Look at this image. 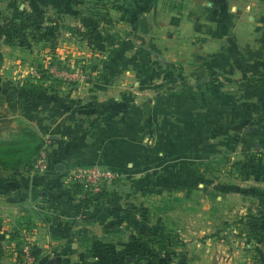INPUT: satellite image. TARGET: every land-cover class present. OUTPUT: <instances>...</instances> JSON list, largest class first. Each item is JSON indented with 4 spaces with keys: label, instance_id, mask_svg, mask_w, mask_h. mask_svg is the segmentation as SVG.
<instances>
[{
    "label": "rangeland",
    "instance_id": "1",
    "mask_svg": "<svg viewBox=\"0 0 264 264\" xmlns=\"http://www.w3.org/2000/svg\"><path fill=\"white\" fill-rule=\"evenodd\" d=\"M133 1L142 12L154 13L153 17L147 16L144 25L136 27L134 40L130 42L147 47L150 54L143 57L138 49L133 51L127 45L117 50L118 56H128L127 61L117 64L134 68L136 72L131 79L138 86L110 109L115 114L111 119L118 121L116 126L131 132L134 129V137L130 139H134L135 175L128 176L129 179L119 176L109 186L120 189L123 196L120 211L134 213L136 220L142 221V234L137 235L141 246L138 253L148 256L147 264H176V259L191 250L181 242V231H177V227L190 220L187 215L191 213L201 214L199 251L206 250L204 245L211 238L227 247L236 240L255 238L253 221L247 228L238 225V229L235 227L228 234H223L222 228L231 223L224 222L227 213H239L245 199H250L241 195H256L262 190L257 185L256 159L217 152L197 160L192 138L198 132L236 136L249 132L256 124L255 110L262 106L256 98L257 90L251 86L258 84L245 83L255 74L230 72V67L253 65L251 58L264 51V27L241 25L237 20L226 25L223 19L205 23L191 16L193 10L180 9L182 0ZM0 2L3 7L0 10L6 14L8 8L17 11L15 18L3 19L0 28L11 20L20 22L32 12L26 9L21 12L18 7L22 5L40 8L50 18L37 30H10L6 39L1 37L0 46L28 57L17 56L23 60V66L37 65L40 74L35 77L55 85L66 98L81 90L85 83L100 80L95 68L101 65L100 55L105 48L91 47L93 38L106 36L108 46L130 38L127 30L120 28L114 32L115 23H106L118 14L113 6L117 0H59L57 6V0ZM179 13L182 15L177 22ZM80 19H100L107 26L98 25L97 34L88 42L83 38L85 28ZM85 51L91 52L89 61L81 54ZM32 52L39 60H29ZM4 110L0 107V115L5 114ZM23 138L26 140L22 148L0 146L1 157L22 159L25 167L35 145L47 137L30 143L31 132L27 131L23 132ZM238 217L233 215L231 221L237 223ZM207 221L217 228L215 234H208ZM151 233L166 235V240L150 237Z\"/></svg>",
    "mask_w": 264,
    "mask_h": 264
},
{
    "label": "crops",
    "instance_id": "2",
    "mask_svg": "<svg viewBox=\"0 0 264 264\" xmlns=\"http://www.w3.org/2000/svg\"><path fill=\"white\" fill-rule=\"evenodd\" d=\"M117 2L113 6L118 14L112 17L113 21L106 23H115L114 32L120 28L127 30L130 38L111 46L106 45L108 38L105 35L93 38L91 47L105 48L100 55L102 63L95 68L100 73V80L85 83L79 88L81 90L68 98L49 81L35 77L40 74L37 65L23 66V60L17 57L20 53L0 46V107L5 109V114L0 115V146L24 147L26 139L23 132L27 131L31 132L30 143L43 137L51 140L48 165L41 174L26 172L22 159L0 161V264H25L20 250L26 242L34 251L31 264H44L49 260L53 264H147L148 256L136 257L141 254L138 253L140 243L131 223L135 224L137 217L134 213L120 211L123 202L120 189L106 185L88 193L80 201L83 194L66 178L68 170L77 164L102 165L127 179L135 175L134 139H130L134 137V129L131 132L116 126L118 121L111 119L115 114H112L110 106H118L129 95L128 92H133L138 86L131 79L136 72H133L134 68H127L128 64L125 67L117 64L128 58L123 54L118 56L117 50L127 45L148 57L150 49L130 42L134 40L136 27L144 25L147 16L153 17L154 13L142 12L133 0ZM58 3L59 0L53 6ZM0 7L3 8L1 2ZM179 7L193 10L191 16L205 23L223 19L226 25L237 20L241 25L264 27V0H182ZM18 8L21 12L24 9L36 13L41 10L28 6L23 8V5ZM6 10L7 14L0 10V23L7 17L17 16L16 10ZM80 20L81 24L89 26H107L100 19ZM105 30L112 32L108 28ZM92 50L95 52L96 49ZM263 52L253 56L255 59L251 58L253 65L250 68L248 65L240 69L230 67V72L264 74ZM81 54L87 60L91 58V52ZM33 58L34 61L39 60L34 52L29 60ZM120 78L122 80H118ZM251 88L257 90L256 98L261 100L262 108L255 110L256 124L247 128L249 132L237 133L236 136L198 132L192 138L197 160L217 152L256 159L257 185L262 190L256 195H241L250 199H245L239 213H227L228 219L224 218V222L231 223L223 225V234L234 232L238 225L241 228L246 225L247 228L250 221L254 222L251 216L262 217L254 222V226L264 231V83L252 84ZM117 115L119 119L122 116L120 112ZM33 158L34 154L29 160L32 162ZM247 210L254 213H246ZM233 215L239 216L237 223L231 221ZM200 216V213H191V216L187 215L190 220L177 227V231H181V242L191 250L176 259V264H264V233L253 239L233 241L229 247L217 244L211 238L204 245L205 251L197 250L201 246L198 243ZM208 223V234H215L217 228ZM209 227L213 229L210 231Z\"/></svg>",
    "mask_w": 264,
    "mask_h": 264
},
{
    "label": "built area",
    "instance_id": "3",
    "mask_svg": "<svg viewBox=\"0 0 264 264\" xmlns=\"http://www.w3.org/2000/svg\"><path fill=\"white\" fill-rule=\"evenodd\" d=\"M50 146L51 140L47 137L43 140L40 149L34 156L26 172L30 174H41L45 172L48 165ZM66 174L69 182L80 185L82 194L96 192L119 178V175L114 170L98 164H77L71 167ZM30 248L27 242L22 246V257L25 264H31L33 262Z\"/></svg>",
    "mask_w": 264,
    "mask_h": 264
},
{
    "label": "trees",
    "instance_id": "4",
    "mask_svg": "<svg viewBox=\"0 0 264 264\" xmlns=\"http://www.w3.org/2000/svg\"><path fill=\"white\" fill-rule=\"evenodd\" d=\"M48 21L50 20L49 17H45V14L43 11L41 12H30V13H27L23 19L18 22V21H8V23L4 24L1 28H0V36L2 37H5V39L7 38L6 35L7 33L10 31V30H28V29H33V30H37V28H40V26L45 22V21ZM81 26L83 28H85V33L83 34V38H85L88 42L97 34L98 32V25H95V26H89V25H86V24H81ZM7 41V40H6ZM257 77H256V76ZM253 76V78H256V79H253V78H249L248 81L249 82H252L254 84H259V83H264V74H255ZM42 145V142H38L36 145H35V148H34V156L37 154L38 150L40 149ZM3 159L0 155V161L3 162ZM31 164V161L28 162V165H26L24 167L25 171L29 168ZM75 185L77 188H78V191L80 193H82V189L80 187L79 184H73ZM87 196V194H83V198L80 199V201H83L84 198ZM250 217V216H249ZM250 218H252V220H254V222L260 220L262 217H253L251 216ZM142 223V221H136L135 224L131 223L132 225H134V228H135V236H136V239H137V235L141 236V232L140 231V224ZM254 227V230L257 232V235H260V234H263L264 231L262 229H260L259 227H256V226H253ZM149 234H147L148 236ZM150 237H158L161 242L164 241L163 239L166 240V235H162L161 233L159 235L155 234V233H151V236ZM139 240V238L137 239V241ZM139 248H141V246L139 245ZM151 250H154L156 251L155 249H151ZM152 251V252H154ZM22 253V251L20 250V254ZM30 254L31 256H34V251L32 248H30ZM144 256V255H142ZM141 255H139L138 257H141ZM133 261V260H132Z\"/></svg>",
    "mask_w": 264,
    "mask_h": 264
},
{
    "label": "water",
    "instance_id": "5",
    "mask_svg": "<svg viewBox=\"0 0 264 264\" xmlns=\"http://www.w3.org/2000/svg\"><path fill=\"white\" fill-rule=\"evenodd\" d=\"M44 264H53V261H52V260H49V261H47V262L44 263Z\"/></svg>",
    "mask_w": 264,
    "mask_h": 264
}]
</instances>
